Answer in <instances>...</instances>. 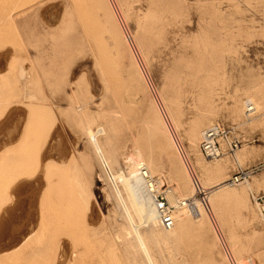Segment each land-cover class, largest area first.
I'll return each instance as SVG.
<instances>
[{
  "label": "rangeland",
  "instance_id": "374dc122",
  "mask_svg": "<svg viewBox=\"0 0 264 264\" xmlns=\"http://www.w3.org/2000/svg\"><path fill=\"white\" fill-rule=\"evenodd\" d=\"M216 122L239 164L201 155ZM143 165L196 204L139 229L154 263L264 264V0H0V264H149L114 179Z\"/></svg>",
  "mask_w": 264,
  "mask_h": 264
},
{
  "label": "bare ground",
  "instance_id": "6f19581e",
  "mask_svg": "<svg viewBox=\"0 0 264 264\" xmlns=\"http://www.w3.org/2000/svg\"><path fill=\"white\" fill-rule=\"evenodd\" d=\"M158 97V96H157ZM169 115V114H168ZM84 117V116H83ZM172 122V121H171ZM171 125V124H170ZM200 125V124H199ZM213 125V124H212ZM202 125H200L201 127ZM203 126H206L205 124ZM202 126V127H203ZM208 127V126H207ZM198 128V127H197ZM105 130V129H104ZM104 130L99 129L97 131H94L92 129H88V135H89V138H90V141L91 143L93 144V147L95 148V152H96V155L100 158V160H102V162L106 165H109L108 163V159L106 158L105 156V153L103 152V149L102 147L100 146L99 144V141H98V136H100V133H102ZM159 130L161 131H164L166 134H168V129L164 128V126H161L159 127ZM197 130V129H196ZM105 132V131H104ZM103 132V133H104ZM102 133V134H103ZM101 134V135H102ZM202 132H200V129H198L193 137H192V142L193 143H198V140L200 137H202ZM104 135V134H103ZM203 138V137H202ZM199 146V145H198ZM194 147V146H193ZM182 148V147H181ZM182 150H184L182 148ZM241 150V149H239ZM238 150V151H239ZM187 153V152H185ZM184 153V154H185ZM189 153V152H188ZM237 153V152H236ZM235 153V154H236ZM234 154V159L235 161L237 162V164H239V159L242 157V156H237V154L235 155ZM243 154V152H242ZM186 155V154H185ZM190 155V154H188ZM202 155V154H201ZM185 157V156H184ZM204 157V156H203ZM188 158V157H187ZM205 158V157H204ZM45 158H43L44 160ZM206 159V158H205ZM218 160V159H216ZM212 161V160H211ZM102 163V165H103ZM64 165V163H62ZM60 164V165H62ZM187 165V164H186ZM192 163L190 164V167ZM105 166V165H104ZM145 166V165H143ZM194 166V164H193ZM54 167V166H53ZM106 167V166H105ZM109 168V167H108ZM189 168V167H188ZM201 168H203L202 170L204 172H209V167L204 164L203 162L201 163ZM49 169V170H48ZM107 169V168H106ZM110 169V168H109ZM144 169V168H143ZM145 169L147 170V173L151 175V177L153 178L151 181L149 180H146L140 173V169H135L133 171H131L130 174L128 175H124V174H116L114 175V179L116 180H120L122 182V186L124 187L125 189V192L127 195V198L129 202L126 201L125 197H123L122 193L124 192V189H123V192H121L118 188L116 190V194L118 196V198L120 199L119 201L121 202L122 204V207L123 209L125 210L126 212V215L132 225V228L135 232V235H136V239L138 241V244H139V248H141L140 250L143 252L144 256L146 257L147 261L149 264H156L154 263L151 255H150V252H149V249H148V246L146 244V242L144 241V238L143 236L141 235L140 233V228L141 227H144L145 225L149 224V223H154L156 224L158 221V218H159V215H158V212H157V209H156V204H155V195L154 193H152V191H160V187L162 185V181L160 180H155L152 173H150V169L147 168V166H145ZM192 169V168H190ZM189 169V170H190ZM47 174L51 177H54L56 175L59 174L60 171H58V167L55 166V168H50V166L47 168ZM142 170V169H141ZM223 167L222 166H217L216 167V172L219 173H222L221 175H224V171H223ZM108 171V170H107ZM110 171V170H109ZM108 171V172H109ZM112 173V172H111ZM110 175V173H108ZM191 174V173H190ZM111 179V178H110ZM112 180V179H111ZM57 181V180H56ZM56 181H54L56 183ZM53 182V181H52ZM52 182L50 183L52 186ZM82 182V181H81ZM113 182V181H112ZM117 182V181H116ZM225 182V181H224ZM228 182V180H227ZM47 183V182H46ZM79 183V182H78ZM114 183V182H113ZM232 183H233V180H232ZM231 184H225L223 185V188H224V191H225V195L231 199V200H240L244 195L245 193L243 192H236V191H230V187H232L233 185ZM234 184V183H233ZM18 185V184H17ZM80 185V184H79ZM84 185V184H83ZM115 185V184H114ZM117 185V184H116ZM235 185V184H234ZM14 186V184H13ZM19 186V185H18ZM51 186V187H52ZM219 186V185H218ZM11 187V186H10ZM86 186H84L83 188H85ZM118 187V186H117ZM221 187V186H220ZM248 187H251L250 185H248ZM57 188V187H56ZM55 188V189H56ZM11 189V188H10ZM9 189V191H10ZM222 189V188H221ZM220 189V190H221ZM81 190V189H80ZM83 190V189H82ZM167 190V189H166ZM57 191V190H56ZM196 191V190H195ZM194 191V192H195ZM91 192V194H93L92 190L89 191V193ZM166 198L169 202V204L174 207L176 210L180 208L185 210V213H189L191 215H193L194 213V210L196 211V204L193 205L192 203H189L191 197H182L180 196L179 192H178V189L177 188H172V189H168L166 192ZM90 194V195H91ZM182 194V193H181ZM82 196L84 195L83 193L80 194L79 192V196ZM192 195V194H191ZM78 196V195H77ZM89 196V195H88ZM87 196V198H89ZM83 197V196H82ZM94 197V195H91L89 199H85L86 200H89L88 204L90 205L91 203V200L92 198ZM80 199V197H77V199ZM78 199V200H79ZM83 199V198H82ZM84 199V201L86 202V200ZM81 200V199H80ZM198 201V200H197ZM81 202V201H80ZM79 202V203H80ZM191 202V201H190ZM78 203V202H77ZM78 203V204H79ZM82 203V202H81ZM127 203H130V204H127ZM81 205V204H80ZM130 205V206H129ZM78 207L80 208V206L78 205ZM84 207V206H83ZM86 207V206H85ZM78 208V210H79ZM91 209V208H90ZM89 210V208H88ZM263 210H264V207H263ZM81 211V210H80ZM85 211V210H84ZM90 211V210H89ZM182 211V210H181ZM79 211H77L78 213ZM83 212V211H81ZM184 212V211H183ZM133 213V215H132ZM79 214V213H78ZM78 216V215H77ZM157 221V222H156ZM199 221H202V220H199ZM156 222V223H155ZM158 224V223H157ZM31 237H33V234L31 235H28V237L21 243V245L25 243H31V242H34V240L30 239ZM227 253V257H228V260L230 261L231 264H239L237 259L234 257L233 253L230 251V250H227L226 251Z\"/></svg>",
  "mask_w": 264,
  "mask_h": 264
},
{
  "label": "built area",
  "instance_id": "2783aa9c",
  "mask_svg": "<svg viewBox=\"0 0 264 264\" xmlns=\"http://www.w3.org/2000/svg\"><path fill=\"white\" fill-rule=\"evenodd\" d=\"M256 111L253 106L248 107L247 115H251ZM244 139L241 138L235 129L223 122H216L208 128L204 134L200 144L202 155L209 160L220 159L223 156H233L240 148H242ZM253 171L238 167L233 176V183L240 185L250 180ZM141 175L151 181L153 178L147 173L146 169L140 170ZM155 195L156 209L159 215L160 224L163 229L171 230L175 226L174 208L169 204L165 191H152ZM189 203H191L189 201ZM246 264H256L254 259L249 257Z\"/></svg>",
  "mask_w": 264,
  "mask_h": 264
}]
</instances>
